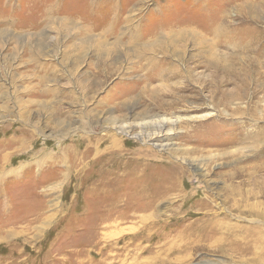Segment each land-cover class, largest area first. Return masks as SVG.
Listing matches in <instances>:
<instances>
[{
  "label": "rangeland",
  "instance_id": "1",
  "mask_svg": "<svg viewBox=\"0 0 264 264\" xmlns=\"http://www.w3.org/2000/svg\"><path fill=\"white\" fill-rule=\"evenodd\" d=\"M0 264H264V0H0Z\"/></svg>",
  "mask_w": 264,
  "mask_h": 264
},
{
  "label": "bare ground",
  "instance_id": "2",
  "mask_svg": "<svg viewBox=\"0 0 264 264\" xmlns=\"http://www.w3.org/2000/svg\"><path fill=\"white\" fill-rule=\"evenodd\" d=\"M158 122V121H157ZM159 127H157L158 128V130L160 131V132H163V126H161V125H158ZM162 130V131H161ZM165 135V134H164ZM164 135L162 134V138L164 137ZM166 135H169V133L167 132L166 133ZM159 137V136H158ZM154 140V139H153ZM167 140H169V139H167ZM149 141V140H148ZM163 145V144H162ZM217 233V232H216ZM216 233H213L212 235V247L213 248H217V247H219V248H221L222 247V244H219V238H218V236H217V234ZM220 234V233H219ZM233 235V234H232Z\"/></svg>",
  "mask_w": 264,
  "mask_h": 264
}]
</instances>
